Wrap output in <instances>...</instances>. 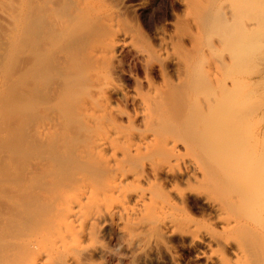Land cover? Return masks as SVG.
I'll list each match as a JSON object with an SVG mask.
<instances>
[{
	"label": "bare ground",
	"instance_id": "1",
	"mask_svg": "<svg viewBox=\"0 0 264 264\" xmlns=\"http://www.w3.org/2000/svg\"><path fill=\"white\" fill-rule=\"evenodd\" d=\"M20 1V31L25 24L44 21L62 44L55 46V37L48 35L43 53L54 54L52 61L63 67L83 60L90 72L87 96L69 119L56 112L31 127V136L49 149L42 159V172L37 169L40 173L35 176L33 171L35 177L30 179L29 174L25 184H21L24 178L21 183L1 185L7 192L0 190V264H90L91 255L100 249L93 242L105 222L113 219L143 226L145 246L169 250V241L178 237L208 264H264V157L259 156L263 160L258 166L255 161V170L246 169L253 165L248 159L256 143L253 148L246 147L248 142L243 144L247 149L236 147L245 131L244 141L253 139L256 132L242 126L243 134L236 133L242 139L236 143L233 131L229 139L219 130V114L234 105L224 101L233 94L238 106L235 121L230 118L234 124L253 113L242 109L250 101L244 103L238 96L240 87L251 81L241 67L255 59L256 15L264 6L258 8V0H182L185 14L176 21L173 35L162 37L158 47L147 48L158 62L175 60L177 81L163 88L149 83L137 111L144 126L137 128L124 124L123 113L111 102L112 93L122 90L108 74L111 60L121 40H136L140 32L124 17L123 6L115 0ZM258 3L264 4L263 0ZM0 15L11 17L1 7ZM79 35L86 46L77 48L70 37L75 40ZM218 87L225 99L213 93L194 94L197 89L212 92ZM57 88L51 93L60 100ZM38 144L40 150L42 143ZM242 148L244 153L238 157ZM241 162L250 179L240 181ZM149 174L155 181L147 178ZM191 192L209 208L210 218L199 219L189 212L186 202ZM175 259L171 253L172 264H178Z\"/></svg>",
	"mask_w": 264,
	"mask_h": 264
},
{
	"label": "rangeland",
	"instance_id": "2",
	"mask_svg": "<svg viewBox=\"0 0 264 264\" xmlns=\"http://www.w3.org/2000/svg\"><path fill=\"white\" fill-rule=\"evenodd\" d=\"M259 1L262 2V0L257 1L258 8L264 6L263 3H258ZM114 3H120V5L123 6L124 17H126V20L130 24H132L133 26L135 25L134 27L138 32H140L136 40H121L116 48L115 56L111 60L108 74H111L112 77L116 78L122 89L112 93L111 102L115 108L123 113L121 121L124 124L128 125L130 123L137 128H142L144 126V121L140 113H137L140 107L139 98L141 93H145L150 89V82L160 88L165 87V85H173L177 81V77L179 74V68L175 60L171 58H165L158 62V60L147 54V48H150L152 46L158 47L162 37L168 38L169 36L173 35L175 23L180 17L185 14L186 8L182 0H115ZM258 4H260V6H258ZM20 5V0H3L0 2L1 9L3 8V10L5 9L9 11L11 14V17L8 19L7 17L3 16V18L0 15V190H6L5 187L3 188L1 185H8L12 182L19 183V181L21 183L24 178L25 180H23V183L21 184L27 183L25 181L30 177L29 174H31V176L33 175V171H35V176L39 175L38 173L42 172V159L44 155L48 153L49 149H47V143H45L44 141L41 142V140L40 142H38L36 141L37 138L35 139L34 136H31V133H33V128L31 131V127H34L38 122L45 120L49 117V115L51 117L52 114H59L62 117H68L69 119V117H71L75 113V109L79 105V102L87 96L88 92L87 82L89 79V73L87 75V72H90V66L80 59H77V61H79L76 62V65H71L68 67H63L53 62V59L51 58L52 54H44L46 52V48L42 46L44 38H47L46 36H53L52 32L50 34L49 30H47V28L50 29V25L46 27V23L44 21H39L40 19H38L36 26H33V24H31L33 23V21L31 23L29 21L28 24L30 23L31 25L25 24L26 28L22 27L23 29L20 31L18 26V19L19 17H21V15H18L20 14ZM55 8L59 9L58 6ZM258 8L256 9L258 10ZM263 8H259V14L256 15L258 18L256 25V28L258 27V31L255 30V34L257 32L258 33L257 37L254 38V45H261L260 48L257 45L255 48L257 51L254 49V52H257L258 54L259 51V53L262 55L260 56V54L257 55L254 53V55H256L254 56L255 59H253L252 61V63L254 64L245 63L244 66L241 67V69L245 71H241V73L243 75H250L251 81L247 83V87L244 85L246 88L242 86L241 89L240 87V96H238L239 98L241 97V100H243L244 103H247L248 100L250 101L248 102V105L246 104L247 106L253 104L251 106L252 109L248 108L246 105V107H242V109L247 111V114H251L252 110L253 113L248 116H243L241 121H238L237 123L235 122L234 124V119L232 117L236 115L235 107L238 108V106H235L237 104L235 103L236 97L233 98L234 94L231 96L232 98L224 101L227 104V102L230 100L229 102L233 103L234 105H230V103L228 102V105H230V107L224 109V107H226L227 105L222 104L224 107L222 105L220 106H222L223 108H221L224 110H219L221 111V113L219 114V119L221 120L219 122V130L220 128H222L220 130L222 137H224L223 134H228L227 138L231 139L233 134L234 137L237 136L236 133L243 134V129L245 130L248 128L253 132H256V134L254 133L253 135V132L251 133V130L250 132L247 131L249 135L251 134L250 136L253 135V137L251 138H253L254 140L247 138L248 141H244L246 131L244 132L243 141L241 140L242 138H240L239 135L236 138H233V141L237 139L236 143L240 140L241 142H243H239L241 143H238L239 145L235 143L236 147H242V145L246 144V142L249 143L247 144V146L245 145L247 148H249L250 145L252 146L254 142L256 143V146H254L257 147V149L253 148L254 146L250 147L253 148L254 151L256 149L255 152L253 151L254 155L257 153L255 156L251 154V156L253 157L251 158L250 156L249 158L251 159H248L249 163L250 161L251 163L253 161V165L250 164L248 167L246 165H243L242 162L239 163L241 165L240 170L242 168V177L240 176V179L242 178V180L240 181L250 179L251 177L247 175L243 166H246V169L248 168L250 170H255V166H258L259 161L261 162V159L264 157V140L262 145V138L264 139ZM259 21L261 22V25H259ZM32 26L35 28H33ZM31 28H33V31ZM55 28L56 26H53V31ZM53 37L55 38H53L54 40L52 39V43H58H56L55 46L62 44L59 43L60 39L57 37V34H54ZM79 37V39L77 38L78 41L77 39L73 40V37H70V40L73 41L74 45H77V48H79V46L81 47L82 44H84L83 46H86L83 40V36L79 35ZM57 39H59V41H57ZM33 47H38L37 49L39 50L34 49ZM43 51L45 52L43 53ZM77 53L81 54L82 52L80 53L79 51ZM76 55L78 56V54ZM52 57H54V54L52 55ZM82 63H84V65L86 64L87 66H84ZM248 66H250L251 69ZM246 68H249V71L246 70ZM253 71L256 72V74ZM167 80H169V83L167 82ZM60 84H64L66 86L63 85L61 87ZM78 85L80 87H78ZM57 87L60 89L59 91L61 93L62 100L54 99V97H52ZM219 88L220 87L216 88V91H213V88L211 92V88H209L210 91H207V88L202 87L203 90H207L203 91L202 89H199L198 91L197 89L194 94H200L199 96L197 95L198 97H207L209 94L213 93L218 94V96L220 95L221 100L223 98L225 99L226 97L224 96V91H220ZM247 92L250 93L248 94ZM229 97L230 96H228L227 98ZM260 98L261 100L258 101ZM254 100H256V104H254ZM257 102L261 103H259L260 107H258L259 104H257ZM256 107H258L257 109L259 111L255 109ZM234 112L235 114H233ZM230 118L233 120L231 121ZM229 121L233 123L231 126H228V124H230ZM251 125L253 127H250ZM242 126L243 129L241 130ZM239 130H241V133H238ZM258 135H260V137H257ZM247 136L248 135H246V137ZM32 138H34L35 142L37 143L31 141L33 140ZM38 143H42V147L40 146V150L39 148L37 149V147H39ZM43 144L46 145L44 146ZM245 146L243 145V147ZM246 147L245 149H247ZM46 149L48 151H46ZM35 150L39 152H36ZM244 150L242 148L241 152ZM239 151L240 149L238 150V157H241L244 152L240 154ZM35 153L38 154V156L40 154V156L38 157L37 155H34ZM259 156H261L262 158ZM36 158L38 161L36 160ZM33 159L36 160L33 161L35 163L31 161ZM29 161H31L30 166L28 165L30 164ZM255 161L257 162V164L254 166ZM231 162L233 161L231 160ZM261 164L262 163H260V165ZM231 165H234V163ZM23 171L25 172V174L23 173ZM243 173L246 174L244 175ZM21 175H23L24 177ZM34 175L30 177V179L35 177ZM151 176L152 175L149 174L147 178L149 180L155 181L153 176ZM19 177L22 178L20 179ZM260 178H262L261 175H259V179ZM180 184L181 186L186 185L184 182H180ZM4 190L2 191L7 192ZM191 201L194 203H191ZM195 202L197 203V205ZM202 202L203 200L200 197L196 196L194 192H191L186 202V207L193 216L197 218L200 217L199 219L205 220L210 218L211 212L206 204ZM184 242L185 243L182 244L178 237H174L168 243L170 245L169 250H164L161 247L145 246L146 239L143 226L137 225V223H129L125 219L107 220L103 225V231L93 242L94 244L100 246V249L93 252L89 261H91L90 264H172V260H170V254L173 253L175 254V260L178 262V264H208L204 258L196 256V252L198 251L195 248L187 244L186 240Z\"/></svg>",
	"mask_w": 264,
	"mask_h": 264
}]
</instances>
